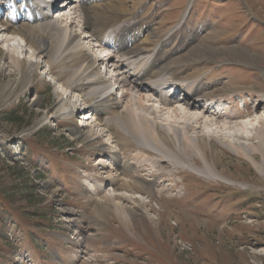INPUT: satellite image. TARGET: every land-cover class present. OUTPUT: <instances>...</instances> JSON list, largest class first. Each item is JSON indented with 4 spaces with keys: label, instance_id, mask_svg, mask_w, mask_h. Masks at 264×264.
Segmentation results:
<instances>
[{
    "label": "rangeland",
    "instance_id": "rangeland-1",
    "mask_svg": "<svg viewBox=\"0 0 264 264\" xmlns=\"http://www.w3.org/2000/svg\"><path fill=\"white\" fill-rule=\"evenodd\" d=\"M15 6L26 26L35 28L28 17L41 15L42 6L26 0H15ZM0 12L3 18L13 11L5 4ZM113 13L118 21L139 23L141 43L162 59L164 70L182 81L195 79L212 94L204 106L233 118L228 127L199 123L193 129L190 120L176 125L198 137L215 177L163 160L125 137L118 152L131 169L124 179L144 180L148 188L111 190L109 174L115 178L119 172L115 175L105 150L115 151L114 138L90 117L88 125L100 133L88 137L76 111L79 99L52 78L70 72L78 56L44 57L27 46L22 53L13 47L16 42L8 46L0 36V192L15 212L0 223V264H264V156L228 147L255 146V133L264 131V118L258 120L264 117V0H121ZM63 18H57L59 24ZM77 20H70V32H80ZM83 41L101 58L93 41ZM10 52L25 62L23 72L8 66ZM102 69L113 77L109 68ZM167 85L165 93L179 100L181 92ZM147 99L156 109L180 106L163 107L154 95ZM156 113L164 125L167 119L182 120ZM178 155L205 168L192 150ZM142 157L143 166L137 163ZM115 192L123 198L114 199Z\"/></svg>",
    "mask_w": 264,
    "mask_h": 264
},
{
    "label": "bare ground",
    "instance_id": "bare-ground-1",
    "mask_svg": "<svg viewBox=\"0 0 264 264\" xmlns=\"http://www.w3.org/2000/svg\"><path fill=\"white\" fill-rule=\"evenodd\" d=\"M101 1L104 2L100 3ZM26 2L42 6L41 15L35 18L28 17V21L34 23L35 28L27 27L23 22L26 19L17 12L15 0H6V2L0 3V9L5 4H9L10 10L13 11L12 14L7 13L3 18L0 14L2 41L8 46L10 42H16V46L13 44L12 46L20 49L22 53L25 52L24 48L27 46L33 53L36 52L44 57L52 56V53L54 56H60L70 52H74V56H78V60L73 64L70 72L62 75L56 74L52 78L59 85L64 84L79 99L80 103L76 111L82 117L88 137L93 138L96 135L93 127L87 123L90 117L91 120L94 119L92 122L96 123L94 127L102 128L101 133L102 131L106 133L107 138L110 136L114 138L112 143H114L115 151L114 149L105 150L109 163L115 166V175L119 172L115 178L109 174L111 190L148 188L147 182L144 180L141 183L130 184V181L124 179L126 173L131 169V162H124L118 152L123 149L125 137L132 138L140 147L150 149L160 155L163 160L168 158L180 165L182 163L183 166L206 178L215 177L204 157L205 150L198 137L185 134L187 126L179 129L176 125L190 120L194 125L193 129L199 123L228 127L227 125H230L233 118L231 116L225 118L212 111L210 105L204 106L209 102L212 94L205 92L199 83H195V79H191L189 82L186 79L182 81L171 74L172 72L168 73L163 69L162 59L154 58L156 54L151 53L150 46L147 43H141V36L145 35L144 29L138 25L139 23L133 20L123 21L120 16L118 21L114 15L113 10L121 0H61L59 4H54L51 8L46 4V0H26ZM70 11L75 15L74 17L70 16ZM59 16L64 17L60 24L57 19ZM76 18L79 19L76 21V26L79 27L80 32L73 33L69 31V27H71L69 23L70 20ZM45 26L50 28L46 27L45 30H42ZM108 28H110V32H107ZM82 33L87 36L82 37ZM16 36L21 39L22 44L19 39L16 40ZM49 36L52 37L56 48L52 49V45L49 44ZM87 38L93 41L92 47L95 45L103 54L105 51L107 53L101 58L91 55L88 47L83 43V40ZM13 47L12 51L15 50ZM106 49H110V51L108 52ZM7 57L8 66L17 67L21 72L24 71L25 62L20 57L11 54V52ZM0 58H3L2 51H0ZM100 64L105 65L104 70L99 67ZM106 67L111 70L114 78L110 75V79L103 74L101 69L106 71ZM46 69L49 72L48 66ZM167 83H172L176 87L174 93L181 92L179 100H175L172 95L171 97L165 93L164 89L169 87ZM151 95H154V101L159 102L163 107H173L175 102H180V106L173 109H156L145 102ZM260 105L263 106L264 102H260ZM88 109L92 111L90 116L89 112L87 113ZM157 110L161 112L160 114L171 113L176 117L180 115L182 120L179 122L167 119V125H164L155 119L159 116L156 113ZM73 111L71 110L70 114ZM223 118L226 122L219 124L220 119ZM263 118L260 117L258 120L261 122ZM239 125L242 128L247 124L239 122ZM239 127H235L236 130ZM99 133L95 137L98 138ZM201 133L205 134L207 131ZM255 134L258 139L255 146H247L244 149L239 142L237 145H228V147H233L236 152H241L244 155H247L248 151L258 150L264 156V131L260 130ZM170 137L175 142L174 148L171 145ZM104 144L107 145V142ZM187 149L192 150L203 159L204 169L194 168L186 161L179 159L178 152H186ZM141 152L146 155L144 151L141 150ZM251 160L257 166V163L253 159ZM145 161V157H142V160L137 163H141L140 165L143 166ZM261 165L264 166V160ZM115 193L114 199L123 198Z\"/></svg>",
    "mask_w": 264,
    "mask_h": 264
},
{
    "label": "trees",
    "instance_id": "trees-1",
    "mask_svg": "<svg viewBox=\"0 0 264 264\" xmlns=\"http://www.w3.org/2000/svg\"><path fill=\"white\" fill-rule=\"evenodd\" d=\"M33 148H34L33 146L27 147L28 150H30V149L34 150ZM25 182H26V184H28L30 181L27 180ZM27 188H28V186L23 187V190H25L23 192L25 196H27V194H29ZM3 195L4 194L0 192V223H4L5 220L11 219L13 217V213H15V212H13L12 209H10L12 206V201L11 200L9 201L8 199L3 198ZM10 210L12 212H10ZM19 211L20 210H17L18 213H20ZM16 220L18 223L23 222V220H21V219H16Z\"/></svg>",
    "mask_w": 264,
    "mask_h": 264
}]
</instances>
